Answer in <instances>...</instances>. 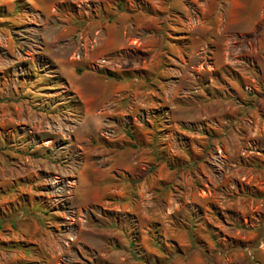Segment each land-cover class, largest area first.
<instances>
[{
	"label": "rangeland",
	"instance_id": "obj_1",
	"mask_svg": "<svg viewBox=\"0 0 264 264\" xmlns=\"http://www.w3.org/2000/svg\"><path fill=\"white\" fill-rule=\"evenodd\" d=\"M0 264H264V0H0Z\"/></svg>",
	"mask_w": 264,
	"mask_h": 264
}]
</instances>
